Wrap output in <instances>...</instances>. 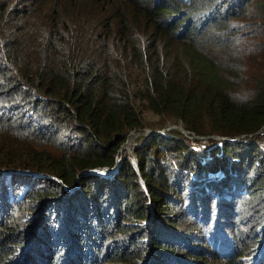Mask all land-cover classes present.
<instances>
[{"label": "trees", "instance_id": "obj_1", "mask_svg": "<svg viewBox=\"0 0 264 264\" xmlns=\"http://www.w3.org/2000/svg\"><path fill=\"white\" fill-rule=\"evenodd\" d=\"M24 1L0 0V264H264V0ZM136 98L213 143L87 172Z\"/></svg>", "mask_w": 264, "mask_h": 264}, {"label": "rangeland", "instance_id": "obj_2", "mask_svg": "<svg viewBox=\"0 0 264 264\" xmlns=\"http://www.w3.org/2000/svg\"><path fill=\"white\" fill-rule=\"evenodd\" d=\"M32 0H25L24 2L19 4L20 9L19 10H26L29 6V4L31 3ZM97 1V0H94ZM106 2L110 3L109 0H105ZM118 9H125L127 8V4L123 1H119L118 2ZM146 22V21H143ZM147 25H149L147 22L143 23L144 27H147ZM180 47L185 48L184 45H180ZM257 69L259 70H263L264 69V62H262L260 65H258ZM138 96V94H137ZM138 98H140L138 96ZM136 98L135 99V106L138 110V112L140 113L142 122H143V126L137 128L135 131L131 130L129 132V136H128V140L125 142L124 146L121 149V154H120V158L121 161H123V158L125 156H129L133 161H136V156L134 154V146L138 143V141H140L141 138L147 137L150 134H168L170 131H172L171 129H176L179 130L181 132V134H183L185 137H187V139H192L193 137H195L196 139L200 140L199 136H193L191 134V132L189 131L188 134L183 133L184 131V127L182 126V124H180V121L177 120H173L170 119L164 115L159 114L158 112H155L152 109H149L148 106L146 105V103H143L140 99ZM215 139H218L216 141V143L220 144V139L218 136L214 137ZM200 143L202 144H210L213 143V141H211L209 138H203L201 139ZM119 158V159H120ZM118 167L116 168H111L112 170L108 169V168H102V169H98L97 172L100 175L103 176H108L110 173L112 172H116ZM17 171V170H16ZM19 174H25L24 171H17ZM32 173L31 175L33 177H43L46 176L45 174L42 173H38V172H27L26 174ZM14 173L10 170H7L4 172L5 178L10 181L11 177ZM219 176V175H218Z\"/></svg>", "mask_w": 264, "mask_h": 264}, {"label": "clouds", "instance_id": "obj_3", "mask_svg": "<svg viewBox=\"0 0 264 264\" xmlns=\"http://www.w3.org/2000/svg\"><path fill=\"white\" fill-rule=\"evenodd\" d=\"M31 3H34V4H39L40 2H38V0H32L31 1ZM180 124H182V121L180 122ZM182 126H183V124H182ZM184 127V126H183ZM136 129H134V131H135ZM184 130L185 131H183V133H185V134H188L189 133V130H187V129H185V127H184ZM190 132H191V134L193 135V136H199L200 137V140L199 139H196L195 137H193L192 139H190L191 140V143H192V145H193V147L195 148V149H197V150H199V149H201L203 146H205L206 144H202V143H200V141H201V139H203V138H209V136H206V135H198V134H196L194 131H191L190 130ZM128 136H129V134H128ZM219 138H225V137H223V136H218ZM128 140V139H127ZM126 140V141H127ZM193 141L194 142H196L197 144H198V146L196 147V146H194V144H193ZM221 143V142H220ZM120 153H121V150H120ZM120 156V155H119ZM118 156V161H117V163L119 162V163H121V158ZM120 158V159H119ZM117 167V164H116V166L114 167V168H116ZM119 168V167H118ZM117 168V169H118ZM99 168H97V169H92V170H88L87 172H97V170H98ZM108 169H110V170H112L111 168H108ZM17 171H23V170H17ZM117 171V170H116ZM25 173H27V171L25 170L24 171ZM30 174H32V173H30ZM219 175V176H218ZM215 176L217 177V178H219L220 177V174H215Z\"/></svg>", "mask_w": 264, "mask_h": 264}, {"label": "built area", "instance_id": "obj_4", "mask_svg": "<svg viewBox=\"0 0 264 264\" xmlns=\"http://www.w3.org/2000/svg\"><path fill=\"white\" fill-rule=\"evenodd\" d=\"M193 144H194V146H196V147L198 146V144H197L196 142H194V141H193Z\"/></svg>", "mask_w": 264, "mask_h": 264}, {"label": "water", "instance_id": "obj_5", "mask_svg": "<svg viewBox=\"0 0 264 264\" xmlns=\"http://www.w3.org/2000/svg\"><path fill=\"white\" fill-rule=\"evenodd\" d=\"M184 131H185V130H184ZM119 162H120V161H119ZM119 162L117 163V167H119V166H120V163H119Z\"/></svg>", "mask_w": 264, "mask_h": 264}]
</instances>
